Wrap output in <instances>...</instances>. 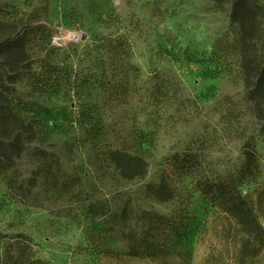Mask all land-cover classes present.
Listing matches in <instances>:
<instances>
[{"label": "rangeland", "instance_id": "obj_1", "mask_svg": "<svg viewBox=\"0 0 264 264\" xmlns=\"http://www.w3.org/2000/svg\"><path fill=\"white\" fill-rule=\"evenodd\" d=\"M233 2L0 0V264H264V101ZM249 150L253 232L196 184ZM145 235L165 254H133Z\"/></svg>", "mask_w": 264, "mask_h": 264}, {"label": "trees", "instance_id": "obj_2", "mask_svg": "<svg viewBox=\"0 0 264 264\" xmlns=\"http://www.w3.org/2000/svg\"><path fill=\"white\" fill-rule=\"evenodd\" d=\"M264 7L259 0H234L231 13V22L238 26L240 37L238 47L242 57V68L247 82L251 84V99L264 101V64L259 61L257 52L264 49ZM16 41H7L0 45L1 50L9 49ZM13 118V115H8ZM8 144L6 149L13 148L19 150L21 142L20 135H16L13 139L7 138ZM139 160V159H138ZM253 164L257 167V157L252 150L246 153V162L240 171L238 177L231 181L210 180L209 178L199 179L197 181L198 188L205 194L216 200L222 201L226 209V213L232 215L237 222L246 227L249 232L259 229V222L255 218L250 208L245 207L247 202L242 198L240 193H235L236 182L243 183L251 180L255 176L252 169ZM149 217L156 218L158 225H163L165 218L159 217L157 214ZM164 220V221H162ZM132 252L135 255H147L149 257H160L165 252L156 242H150L146 235L133 240ZM30 261V264H35Z\"/></svg>", "mask_w": 264, "mask_h": 264}]
</instances>
